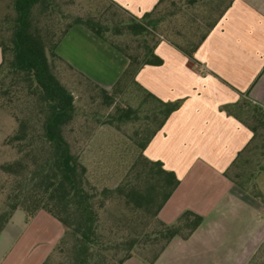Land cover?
<instances>
[{
	"label": "crops",
	"instance_id": "1",
	"mask_svg": "<svg viewBox=\"0 0 264 264\" xmlns=\"http://www.w3.org/2000/svg\"><path fill=\"white\" fill-rule=\"evenodd\" d=\"M107 1L132 18L150 13L153 28L166 18L169 38L184 43L159 40L153 51L162 63L132 74L141 101L148 93L177 104L143 150L179 181L158 217L167 224L185 210L203 217L153 264H264V204L231 175L254 142L252 109H264V0ZM56 53L108 92L131 69L82 25L67 31ZM255 183L264 195V172ZM63 231L43 210L31 217L16 210L0 233V264H43ZM123 264L146 263L132 256Z\"/></svg>",
	"mask_w": 264,
	"mask_h": 264
},
{
	"label": "trees",
	"instance_id": "2",
	"mask_svg": "<svg viewBox=\"0 0 264 264\" xmlns=\"http://www.w3.org/2000/svg\"><path fill=\"white\" fill-rule=\"evenodd\" d=\"M125 15L128 20L124 26L129 35H142L152 24L150 13L141 19ZM62 21L66 22L61 24ZM73 25L84 26L125 55L134 71L143 65L162 63L154 54V46L146 47L139 62L105 37L107 26L93 18L64 15L55 0H9L6 9H0V75L9 79L5 91H17L15 96L21 108L16 129L6 140L18 157L0 165V173L7 177L1 186L6 197L0 212V233L16 210H22L27 217L43 210L57 219L64 230L43 264H123L132 256L153 264L172 239H188L203 221L201 215L190 210L183 211L169 224L159 219V210L179 181L160 162L143 155L144 148L177 104L153 100L146 93L145 98L158 107L153 120H158V124L139 146L140 161L116 187L99 191L94 188L66 136L78 112L74 96L78 87L73 79H83L107 104L113 100L111 93L120 82L108 92L57 55V45ZM182 51L190 57L191 52ZM111 117L107 122L127 123L137 115L134 109L117 108ZM257 118L264 121V109L253 107L250 120ZM251 130L255 140V126ZM232 180L264 204V195L254 181L247 186L237 176ZM107 202L121 207L105 218V224L102 215L106 214ZM142 218L153 220V227L149 221L141 227ZM147 227L149 231H145ZM158 242L160 245L151 256L143 252L152 250Z\"/></svg>",
	"mask_w": 264,
	"mask_h": 264
},
{
	"label": "rangeland",
	"instance_id": "3",
	"mask_svg": "<svg viewBox=\"0 0 264 264\" xmlns=\"http://www.w3.org/2000/svg\"><path fill=\"white\" fill-rule=\"evenodd\" d=\"M55 1L64 15L83 19L93 18L107 26L108 31L104 34L105 37L123 49L126 54L137 58L139 62L143 58L146 47H153L161 39L171 42L175 40L181 45L184 44L181 38H169L166 18L160 19L161 22L154 28L150 25L146 33L132 36L127 33L124 26L128 20L126 15L107 0ZM8 3L9 0H0V9L5 10ZM160 14L162 13L160 12ZM159 16L161 17V15ZM180 19V15L175 17V20ZM64 22L66 21H62L61 24ZM57 66L56 63V68ZM129 70L131 73L125 75L117 88L112 91L113 100H109V104H107L108 101L103 100L98 91L87 86L83 79L77 76L73 79L78 87L77 91L74 89L78 112L76 120L71 127H68L66 136L71 142L73 150L78 154L81 163L86 167V177L89 183L98 191L103 188H114L125 179L131 168L140 161V144L158 124V120L153 121L158 107L146 98L141 101L143 95L132 77L134 67ZM3 75H0V165L18 157L16 149L12 145H7L6 140L15 131L16 119L19 118L21 110L15 96L17 91L15 89L5 91L9 79ZM61 79L66 81L64 77ZM117 108L134 109L137 118L132 117L131 121L127 123L114 122L113 120L108 123L107 120L112 118L111 116L115 114ZM263 122L261 118L250 120V124L256 128L255 140L251 149L241 157L239 163L231 171L232 176H237L239 181L244 182L247 186H250L253 181L255 182L264 172ZM6 178L0 173V212L4 209L6 197V191L1 189V186ZM119 207L121 206L114 205L113 202L106 203V214L102 215L105 224L107 222L105 218L110 217V214H114V212L116 214ZM154 210L155 207L152 208V212ZM148 221L149 219L142 218L141 227ZM148 223H151L153 227V220ZM149 229L150 227H147L145 231H149ZM142 241L143 238H141ZM159 245L158 242L152 250L143 252L147 256H151Z\"/></svg>",
	"mask_w": 264,
	"mask_h": 264
}]
</instances>
